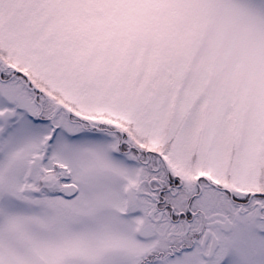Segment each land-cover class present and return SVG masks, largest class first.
Instances as JSON below:
<instances>
[{
    "label": "snow or ice",
    "instance_id": "snow-or-ice-1",
    "mask_svg": "<svg viewBox=\"0 0 264 264\" xmlns=\"http://www.w3.org/2000/svg\"><path fill=\"white\" fill-rule=\"evenodd\" d=\"M0 264H264V0H0Z\"/></svg>",
    "mask_w": 264,
    "mask_h": 264
}]
</instances>
